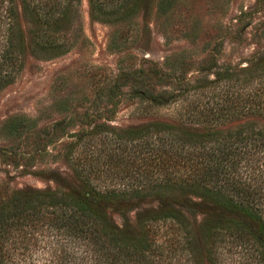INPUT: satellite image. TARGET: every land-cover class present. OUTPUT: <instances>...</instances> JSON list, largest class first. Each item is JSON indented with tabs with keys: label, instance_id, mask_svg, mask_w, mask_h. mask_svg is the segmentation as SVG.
Wrapping results in <instances>:
<instances>
[{
	"label": "trees",
	"instance_id": "trees-1",
	"mask_svg": "<svg viewBox=\"0 0 264 264\" xmlns=\"http://www.w3.org/2000/svg\"><path fill=\"white\" fill-rule=\"evenodd\" d=\"M145 2L88 5L93 18L120 26ZM157 4L164 10L170 0ZM80 35L79 0H0V89L26 54L60 56ZM166 58L120 73L105 92L112 98L134 82L140 106L173 103L174 113L136 126H96L101 163L118 178L111 187L95 189L79 167V189L13 191L10 211L0 210V264L9 262L6 243L27 247L42 232L66 243L56 264H84L68 260L75 247L90 264H264V84L246 102L235 96L219 103L215 80L181 77ZM242 70L250 82L264 75V67ZM140 202L151 205L135 211L133 225L112 222L104 209ZM67 244L75 251L68 253Z\"/></svg>",
	"mask_w": 264,
	"mask_h": 264
},
{
	"label": "rangeland",
	"instance_id": "rangeland-1",
	"mask_svg": "<svg viewBox=\"0 0 264 264\" xmlns=\"http://www.w3.org/2000/svg\"><path fill=\"white\" fill-rule=\"evenodd\" d=\"M79 22L81 35L67 52L48 59L26 54L13 81L0 89V210L10 211L13 191L79 189V167L88 170L86 180L95 189L114 185L117 176L101 163L96 126H136L174 113L173 103L140 106L134 82L108 98L105 88L120 73L167 56L164 62L176 65L181 77L215 80L213 99L219 103L235 96L246 102L249 91L264 84V75L250 82L244 80L246 69L241 71L264 67V0H170L164 10L157 0H146L120 26L93 18L88 0H79ZM82 131L86 136H74ZM148 205L109 203L104 209L112 222L133 225L135 211ZM42 233L27 247L6 243L8 264H56L66 243ZM66 248L76 250L70 262L90 264V258L81 260L79 248Z\"/></svg>",
	"mask_w": 264,
	"mask_h": 264
}]
</instances>
